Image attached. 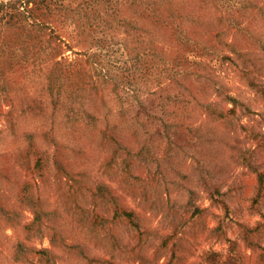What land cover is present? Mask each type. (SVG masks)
Segmentation results:
<instances>
[{"label": "rangeland", "instance_id": "rangeland-1", "mask_svg": "<svg viewBox=\"0 0 264 264\" xmlns=\"http://www.w3.org/2000/svg\"><path fill=\"white\" fill-rule=\"evenodd\" d=\"M204 2L201 51L174 67L115 37L60 46L96 75L55 105L14 81L0 264H264V0Z\"/></svg>", "mask_w": 264, "mask_h": 264}, {"label": "trees", "instance_id": "trees-1", "mask_svg": "<svg viewBox=\"0 0 264 264\" xmlns=\"http://www.w3.org/2000/svg\"><path fill=\"white\" fill-rule=\"evenodd\" d=\"M231 2L234 9L239 6V0ZM209 8L215 10L216 5L208 6L204 0H0V101L10 108L16 105L10 94L20 89L13 85L18 77L34 79L53 105L58 96H71L81 87L76 82L79 74L85 78L96 74L77 67L78 58L60 57V46L68 50L70 44L102 49L101 44L115 37L122 40L120 45L146 44L150 38L147 43L171 47L174 67L188 54L201 51L197 27L202 22L196 11ZM151 28L158 35H151Z\"/></svg>", "mask_w": 264, "mask_h": 264}]
</instances>
